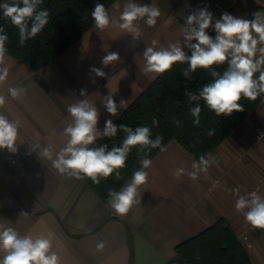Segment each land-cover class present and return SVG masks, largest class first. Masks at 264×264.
<instances>
[{
  "label": "crops",
  "instance_id": "obj_1",
  "mask_svg": "<svg viewBox=\"0 0 264 264\" xmlns=\"http://www.w3.org/2000/svg\"><path fill=\"white\" fill-rule=\"evenodd\" d=\"M126 2L116 0L107 8L117 23ZM133 2L152 4L161 11L152 27L137 21L142 36L136 40L118 27L101 32L92 24L72 46L39 69L5 53L10 71L0 85L6 99L0 114L19 121L15 153L25 149L29 155L26 165L12 172L7 162L12 152L0 149V223L22 235L53 233V250L61 256V264H181L175 247L224 216L253 264H264V229L243 239L250 225L235 209L239 195L257 190L264 195V138H254L255 126L264 122V99L217 147L212 155L216 163L195 180L186 174L173 176L180 167L191 172L196 159L175 139L165 144L166 150L151 158L148 181L140 187L141 203L125 216L117 215L84 179L59 173L51 161L31 150L37 143L51 144L55 154L66 146L64 129L73 123L67 107L82 99L98 109L97 130L102 134L105 122H113L125 110L118 107L117 115H110L104 97L111 92L118 106L121 100L129 106L158 76L144 74V50L153 46V40L157 50L177 42L184 49L182 29L186 17L197 9L207 7L213 22L225 12L252 19L254 12L264 11V0H237L231 5L224 0ZM109 51L118 52L120 60L104 67L101 59ZM93 66L102 68L107 77H95L93 83ZM9 87L27 91L13 99ZM81 89L86 90L85 96ZM214 182H218L215 187ZM234 188L240 192L231 191ZM100 242L105 247L98 251Z\"/></svg>",
  "mask_w": 264,
  "mask_h": 264
},
{
  "label": "clouds",
  "instance_id": "obj_2",
  "mask_svg": "<svg viewBox=\"0 0 264 264\" xmlns=\"http://www.w3.org/2000/svg\"><path fill=\"white\" fill-rule=\"evenodd\" d=\"M43 0H5L0 3L3 16L0 17L18 29L20 44L35 38L48 24L49 12L39 10ZM119 7V5H116ZM161 15L158 7L149 4L135 3L127 0L119 15V22L113 20L112 15L103 3H96L91 12L94 27L104 31L109 27H118L121 31L132 35L133 40L142 36L137 21L152 27L157 23ZM213 28L215 38L207 33V29ZM186 47L190 49L187 55L180 43H170L167 48L156 49V41L153 46L147 47L143 52L145 75H160L171 70L177 62L188 64L183 72L185 77L197 69L208 70L214 78L206 83L198 94L188 93L190 101L203 100L207 108L220 117L230 116L234 112L244 111L240 103L243 99L256 101L264 95V11L252 14V19L236 17L227 12L213 22V14L207 7L197 9L189 14L182 29ZM8 35L5 28L0 26V85L7 81L9 67L5 58L7 51L5 42ZM193 41H196L193 43ZM118 52H107L101 59L104 67L119 61ZM227 64L226 70L221 74L214 70V66ZM90 73L95 77L106 78L107 74L102 68L91 67ZM258 74V75H257ZM8 94L17 99L26 94L24 87H9ZM81 96L86 95V90H80ZM6 104L5 96L0 94V108ZM107 112L115 116L118 107L126 109L128 102L121 100L119 106L115 103L113 95L109 92L103 100ZM67 113L73 118V123L64 129L67 137L66 146L55 152L51 144L41 147L40 144L31 145L32 151H38L39 157L51 161L52 166L61 174H66L76 179H91L94 184H99L101 179H107L115 173L116 179H122L121 169L126 167V161L133 147L139 146L141 150L159 148L161 152L166 148L162 146L163 137L157 136L151 139V129L148 126H137L134 129L121 125L120 128L126 134L121 145L89 147L93 145L100 133L97 130L98 109L88 99L79 100L67 107ZM193 125H200L201 107L190 109ZM180 126V121H174ZM153 125L158 121L153 118ZM20 124L18 120L9 119L0 114V149L9 152L17 151ZM117 126L112 120L105 122L103 136L115 137ZM212 132H209L211 135ZM216 163L211 153L201 154L198 160H194L192 171L186 172L182 167L173 172V176L180 178L187 175L195 180L200 173H207L208 168ZM139 167L133 171L129 182L119 190L108 191V204L119 216H125L130 209L141 203L140 187L148 181V171L152 160L147 154L139 161ZM218 182L213 183V187ZM239 193V188L231 189ZM235 209L241 212L245 221L254 229H264V195L258 190L239 195L235 202ZM55 236L49 232L44 234H20L15 228L0 223V264H61V256L53 250ZM105 247L103 242L96 245L98 251Z\"/></svg>",
  "mask_w": 264,
  "mask_h": 264
},
{
  "label": "trees",
  "instance_id": "obj_3",
  "mask_svg": "<svg viewBox=\"0 0 264 264\" xmlns=\"http://www.w3.org/2000/svg\"><path fill=\"white\" fill-rule=\"evenodd\" d=\"M116 0H43L39 10L49 12V22L45 28L24 45L20 44L18 29L0 18V26L5 28L8 40L5 42L7 53L11 54L33 69H39L58 57L72 46L93 24L91 12L96 3H103L106 8ZM5 0H0V3ZM3 16L0 10V17ZM215 38L213 33H208ZM196 41H193L195 43ZM190 55V49H183ZM188 68L186 62H177L171 70L158 75L149 86L113 121L117 126L115 137L103 136V133L89 147L120 146L125 133L121 125L132 127L148 126L151 139L163 137L162 146L177 140L196 160L201 154L216 152L217 147L235 130V128L261 103L264 95L256 101L243 99L240 103L244 111L234 112L230 116H216L204 104L203 100L190 101L188 93L198 94L199 90L214 79L208 70L197 69L188 77L183 72ZM227 64L214 66V70L223 73ZM258 75V74H257ZM201 107L200 125H193L190 109ZM155 118L158 125H153ZM175 120L180 121L177 127ZM212 132L209 135V132ZM160 149L150 151L139 146L133 147L128 155L126 167L119 170L122 179L117 180L115 173L107 179L94 184L91 179H84L97 194L108 201V191L119 188L131 177L145 156L151 159ZM176 259L181 264H253L245 247L240 242L229 220L222 216L213 225L197 235L186 239L175 247Z\"/></svg>",
  "mask_w": 264,
  "mask_h": 264
},
{
  "label": "built area",
  "instance_id": "obj_4",
  "mask_svg": "<svg viewBox=\"0 0 264 264\" xmlns=\"http://www.w3.org/2000/svg\"><path fill=\"white\" fill-rule=\"evenodd\" d=\"M224 1L229 3V5H231V4L235 3L237 0H224ZM221 9H222V11L227 10V8H221ZM206 31H207V33H213L214 29L210 27ZM254 138H255V140H261L262 138H264V122L255 126ZM28 155H29V152L25 149H19V151L17 153H9L7 155V162H8L9 170L12 172H17L21 168H23L26 165V160H27ZM259 188L260 187H257V189H259ZM261 230H263V229H254L250 225L247 233L245 235H243V239H248L249 234L251 232L261 231Z\"/></svg>",
  "mask_w": 264,
  "mask_h": 264
}]
</instances>
